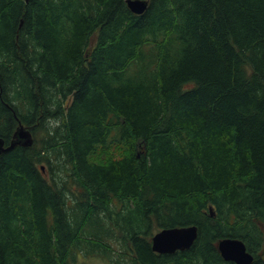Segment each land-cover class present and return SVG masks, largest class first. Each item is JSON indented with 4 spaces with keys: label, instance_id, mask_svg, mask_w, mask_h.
I'll use <instances>...</instances> for the list:
<instances>
[{
    "label": "trees",
    "instance_id": "trees-1",
    "mask_svg": "<svg viewBox=\"0 0 264 264\" xmlns=\"http://www.w3.org/2000/svg\"><path fill=\"white\" fill-rule=\"evenodd\" d=\"M146 1L0 0V264H264V0Z\"/></svg>",
    "mask_w": 264,
    "mask_h": 264
},
{
    "label": "water",
    "instance_id": "water-1",
    "mask_svg": "<svg viewBox=\"0 0 264 264\" xmlns=\"http://www.w3.org/2000/svg\"><path fill=\"white\" fill-rule=\"evenodd\" d=\"M126 4L131 12L141 14L147 6V1L126 0ZM16 145H22L25 147L32 145L31 133L22 125H19L15 130L9 146L4 148L3 141L0 139V153L4 150H10ZM197 230L198 229L195 225L161 229L151 238L152 250L159 254H172L178 250H187L195 241ZM217 248L222 258L226 261H231L233 264H252L253 255L246 249L245 244L239 239H220L217 243Z\"/></svg>",
    "mask_w": 264,
    "mask_h": 264
},
{
    "label": "rangeland",
    "instance_id": "rangeland-1",
    "mask_svg": "<svg viewBox=\"0 0 264 264\" xmlns=\"http://www.w3.org/2000/svg\"><path fill=\"white\" fill-rule=\"evenodd\" d=\"M52 126L55 125L53 120L51 122ZM50 126V123H49ZM34 138V136H33ZM76 264H108L105 260L98 257H82L78 256L76 260Z\"/></svg>",
    "mask_w": 264,
    "mask_h": 264
},
{
    "label": "bare ground",
    "instance_id": "bare-ground-1",
    "mask_svg": "<svg viewBox=\"0 0 264 264\" xmlns=\"http://www.w3.org/2000/svg\"><path fill=\"white\" fill-rule=\"evenodd\" d=\"M146 7H147V6H146ZM145 9H146V8H145ZM144 11H145V10H144ZM144 11H143V12H144ZM143 12H142V13H143ZM30 133H31V132H30ZM31 136H32V134H31ZM0 139H1V138H0ZM1 140H2V139H1ZM2 141H3V140H2ZM11 141H12V140H11ZM32 142H33V138H32ZM9 145H10V144H9ZM9 145H8V146H9ZM21 146H22V145H21ZM3 147H4V148L7 147V146L4 144V141H3ZM4 151H6V150H4ZM4 151H2V152H4Z\"/></svg>",
    "mask_w": 264,
    "mask_h": 264
},
{
    "label": "flooded vegetation",
    "instance_id": "flooded-vegetation-1",
    "mask_svg": "<svg viewBox=\"0 0 264 264\" xmlns=\"http://www.w3.org/2000/svg\"><path fill=\"white\" fill-rule=\"evenodd\" d=\"M30 131V130H29Z\"/></svg>",
    "mask_w": 264,
    "mask_h": 264
}]
</instances>
